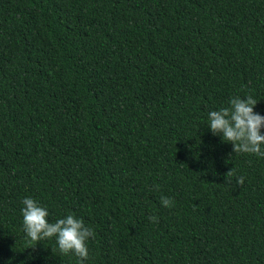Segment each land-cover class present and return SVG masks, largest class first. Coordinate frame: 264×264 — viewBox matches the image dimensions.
I'll return each instance as SVG.
<instances>
[{
	"label": "trees",
	"instance_id": "16d2710c",
	"mask_svg": "<svg viewBox=\"0 0 264 264\" xmlns=\"http://www.w3.org/2000/svg\"><path fill=\"white\" fill-rule=\"evenodd\" d=\"M247 95L264 0H0V264H78L26 197L93 229L83 264H264V158L208 128Z\"/></svg>",
	"mask_w": 264,
	"mask_h": 264
},
{
	"label": "clouds",
	"instance_id": "9594fccd",
	"mask_svg": "<svg viewBox=\"0 0 264 264\" xmlns=\"http://www.w3.org/2000/svg\"><path fill=\"white\" fill-rule=\"evenodd\" d=\"M257 100L252 95L245 97L233 96L228 101L227 107L213 110L208 113V128L211 133L220 135L222 141L231 143L233 153L252 154L264 158V116L254 112ZM225 182L231 183L235 178L238 186H243L245 177L236 175L234 168L224 173ZM153 190L159 191V185L154 184ZM174 199L168 196L160 197V204L165 208L174 206ZM21 215L22 227L26 238L31 242L55 237L58 250L63 255L69 253L79 258L78 264H83L88 259L87 241L94 237L92 228L85 225L83 219L69 213L66 217L49 222V212L38 202L26 197L22 200ZM153 223L158 218L149 216Z\"/></svg>",
	"mask_w": 264,
	"mask_h": 264
}]
</instances>
